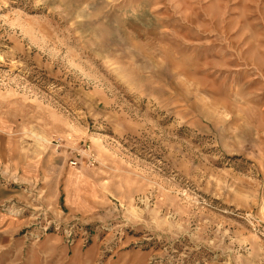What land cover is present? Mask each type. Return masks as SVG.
Listing matches in <instances>:
<instances>
[{
  "label": "rangeland",
  "instance_id": "1",
  "mask_svg": "<svg viewBox=\"0 0 264 264\" xmlns=\"http://www.w3.org/2000/svg\"><path fill=\"white\" fill-rule=\"evenodd\" d=\"M0 192V264H264V0H0Z\"/></svg>",
  "mask_w": 264,
  "mask_h": 264
},
{
  "label": "crops",
  "instance_id": "2",
  "mask_svg": "<svg viewBox=\"0 0 264 264\" xmlns=\"http://www.w3.org/2000/svg\"><path fill=\"white\" fill-rule=\"evenodd\" d=\"M4 198H5V192H0V203L3 201ZM0 220H1V216H0Z\"/></svg>",
  "mask_w": 264,
  "mask_h": 264
},
{
  "label": "built area",
  "instance_id": "3",
  "mask_svg": "<svg viewBox=\"0 0 264 264\" xmlns=\"http://www.w3.org/2000/svg\"><path fill=\"white\" fill-rule=\"evenodd\" d=\"M73 164H74V162H73Z\"/></svg>",
  "mask_w": 264,
  "mask_h": 264
}]
</instances>
